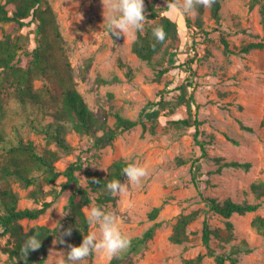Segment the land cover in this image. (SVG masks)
I'll list each match as a JSON object with an SVG mask.
<instances>
[{"label": "rangeland", "instance_id": "obj_1", "mask_svg": "<svg viewBox=\"0 0 264 264\" xmlns=\"http://www.w3.org/2000/svg\"><path fill=\"white\" fill-rule=\"evenodd\" d=\"M48 1L56 13L62 35L61 49L59 46L53 49L52 55V60L59 65L57 72L69 79L72 77L91 110L99 115L108 113L110 122H114L116 111L140 120L135 127L103 147H96L94 138L88 134L69 131L67 140L72 149L61 151L56 165L66 172L71 163L81 162L82 168L76 171L77 179L43 215L22 223L26 228L46 224L61 229L76 188L88 185L91 172L99 170L105 175L114 160L126 158L145 167L148 174L136 186L125 177L123 183L128 185L127 191L102 209L115 213L120 230L129 239L142 235L156 221L161 225L146 248L124 264H184L185 259L199 254L203 255L201 264H216L213 251L202 238L204 209L207 208L205 196L256 201L251 184L264 180V48L238 52L244 44L264 38L260 4L251 7L252 0H220L219 22L213 17L211 7L203 12L197 10L191 16L179 8L169 11L180 23L182 44L180 49L172 51L173 56H168L166 64L174 68L157 80L155 69L132 51L139 32L126 39L107 31L103 24L102 0ZM0 2L5 3V0ZM144 4L146 30L156 21L147 15L151 12L150 6L166 7L167 0H144ZM8 9L13 11L15 6L9 4ZM186 16L193 20L192 27L187 26ZM201 20L203 28L196 29L195 22ZM9 27L10 23H0V39ZM194 32L196 36L192 42ZM13 34L21 35L27 49L35 47L36 25L26 26ZM223 37L237 53L225 51ZM19 58L20 64L27 66L32 55L22 52ZM57 77L55 73L49 81L38 77L34 85L47 95V87L60 88ZM99 77L108 81L101 83ZM2 91L5 111L0 117L10 128L23 112L8 85L2 87ZM191 94L198 103L193 111L203 122L199 138L205 142L208 156L202 155L194 137V127H180L173 122L189 115L183 100L189 99ZM160 100H164L166 106L155 104ZM48 107L52 105L49 103ZM24 135L39 145L46 144L44 137L29 130H25ZM217 157H222L223 161H248L252 166L248 170L224 167L218 171ZM181 158L185 163L177 162ZM64 180L66 177L62 175L57 182L60 184ZM13 186L21 196L22 206L36 205L28 197L32 187L23 188L18 182H13ZM160 205L158 217L151 219L149 212ZM91 207H98L95 200L85 206V212ZM195 210H201V214L190 225V240L183 244L170 241L169 236L180 215ZM258 215L264 216V202L254 212L232 216L236 235L232 242H247L252 249L240 254V264H264V234L252 224ZM207 216L213 227H225L222 216L212 212ZM90 231L98 232V227L91 225ZM60 239L53 238L48 264H68L69 245L82 243L66 236L64 243H59ZM5 243L6 238L0 239V264H10L3 253ZM229 244L216 238L211 241L216 253L229 249ZM111 259L95 253L76 264H107Z\"/></svg>", "mask_w": 264, "mask_h": 264}, {"label": "trees", "instance_id": "obj_2", "mask_svg": "<svg viewBox=\"0 0 264 264\" xmlns=\"http://www.w3.org/2000/svg\"><path fill=\"white\" fill-rule=\"evenodd\" d=\"M13 4L15 10L10 11L8 5ZM260 4L262 21L264 25V0H252L251 7ZM167 7V6H166ZM166 7L150 6L147 15L156 21L143 33H138L132 44V51L142 60L147 61L156 71V79L159 80L163 74L174 68L167 65L168 56L173 50H178L182 44L183 32L177 19L172 18ZM197 10L203 12L205 8ZM221 1L211 6L212 15L217 22L221 19ZM188 27H192L193 20L185 17ZM0 23H10V27L3 31L0 39V116L5 111L2 87L11 89L16 98L22 116L18 122L6 126L0 117V239L6 238L3 253L8 256L10 264H48L49 250L54 237L61 238V234L69 227L72 234L66 236L71 241H83V235L89 233L90 225L86 221L85 206L94 200L98 207L103 208L115 198L106 189L108 181L117 179L123 183L125 176L122 169L132 160L119 158L114 160L108 167L105 175L99 170L90 173L88 185L78 187L67 205L68 215L64 226L52 228L46 224H35L28 228L22 223L23 220H35L43 215L54 201L70 187L73 180L77 179L76 171L82 168L81 162H73L66 172L57 168L56 162L61 156V151L70 152L72 146L67 140V133L75 131L88 134L94 138L96 147L111 144L118 135L135 127L138 119L123 115L120 111L113 113L114 122H110L108 113L97 114L91 110L84 100L82 94L75 87L72 77L62 76L57 72L55 61L52 60L53 49L59 46L62 35L57 22L56 13L48 0H5L0 2ZM36 25L37 35L35 47L26 48L21 35H14L26 26ZM196 29L203 28V21L195 22ZM160 26L166 33L163 44L156 43L152 36V27ZM192 33L191 40L195 38ZM227 53H237L232 50L229 40L222 39ZM155 44V48H153ZM264 48V38L260 41H252L244 44L239 53H249L255 49ZM61 49V45L59 46ZM31 54L32 58L27 66L20 64V53ZM131 72L129 68L128 73ZM58 75V89L47 87L43 95L40 88H36L34 80L45 78L52 79V75ZM99 82H107L102 77ZM187 103L189 115L179 118L173 122L177 126H188L195 128V139L199 144L202 155L208 156L206 144L200 140L201 126L203 122L194 106L198 107L194 94L183 100ZM49 103L52 105L48 107ZM48 104V105H47ZM157 105L166 106L164 100L155 102ZM142 115V113H141ZM47 117H50L48 120ZM29 130L44 137L46 144L39 145L34 139L24 135ZM54 145V147H52ZM220 164L218 171L224 167L250 169L252 164L248 161L230 160L223 161L217 157ZM179 164L185 163L181 158ZM64 175L66 180L58 184V179ZM99 181V182H97ZM18 182L23 188L29 190L28 197L36 203L34 206H22L21 196L13 186ZM251 190L255 194L256 201H237L232 197L219 199L218 197L205 196L207 208L204 209L205 216L202 227V238L210 251L216 258V264H240V254L250 252L252 249L247 242H232L235 240V224L232 220L234 214L245 215L258 210L264 202V180L255 181L251 184ZM93 193H97L93 196ZM162 206L154 207L149 216L156 219ZM216 213L223 217L225 227H213L207 213ZM201 210L181 214L173 226L169 236L170 241L183 244L190 240V225L199 218ZM252 224L258 231L264 234V216H256ZM161 222L156 221L142 235L130 238L131 246L126 251L112 258L107 264H124L131 261V257L146 248L148 242L154 238ZM38 234L41 247L36 251H30L28 257L20 255L26 235ZM216 238L220 242H230L229 249L216 253L212 249L211 241ZM203 255L185 259L184 264H201Z\"/></svg>", "mask_w": 264, "mask_h": 264}, {"label": "clouds", "instance_id": "obj_3", "mask_svg": "<svg viewBox=\"0 0 264 264\" xmlns=\"http://www.w3.org/2000/svg\"><path fill=\"white\" fill-rule=\"evenodd\" d=\"M216 0H167V9L182 10L186 15H195L199 7L210 8ZM104 23L107 31L116 37L125 36L145 30V4L144 0H102ZM152 36L156 43L163 44L166 33L160 26L152 27ZM153 44V48H155ZM87 166V165H86ZM106 170V169H105ZM122 174L133 186L139 185L147 176V169L141 165L130 163L122 169ZM99 182V181H97ZM128 185L120 180L113 179L107 182L106 189L114 198L122 196L127 191ZM61 213V212H60ZM62 215V214H61ZM86 221L98 227V232H89L83 235V241L79 246L69 245L66 253L68 264H76L95 253H102L109 258H114L126 252L131 246V240L122 233L118 224V218L113 212L104 211L100 207H91L86 213ZM72 228L64 230L59 243H64V236H70ZM41 247L38 234L26 235L20 249L22 257H28L30 251H36Z\"/></svg>", "mask_w": 264, "mask_h": 264}]
</instances>
